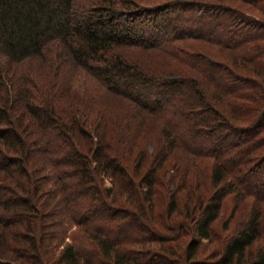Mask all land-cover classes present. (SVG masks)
Wrapping results in <instances>:
<instances>
[{"label": "trees", "instance_id": "trees-1", "mask_svg": "<svg viewBox=\"0 0 264 264\" xmlns=\"http://www.w3.org/2000/svg\"><path fill=\"white\" fill-rule=\"evenodd\" d=\"M77 1L0 0V60L4 62L0 61V172H5L0 179L24 193L23 197L11 196L12 189L6 186L5 192L8 191L10 198L3 197L0 210L4 211L3 214L16 213L15 216L20 215V210L38 215V203H42L37 201L35 194L39 190L37 184L41 181L34 183L39 180L40 172L44 170L48 173L58 191L62 185H68V181L60 184L58 179L61 180L66 174L73 177L74 174L77 183L83 186L79 193L90 188L87 198L94 200L95 205L85 209V212H90L89 219H97L104 224L110 223L112 219H124L126 222L121 228L124 234V229L131 230L136 225L138 230L149 234L152 242L163 239L157 233L159 228L172 232L176 238L186 236V243L183 241L177 244V253L179 251L182 264H264V250L258 248L254 251V245L262 240L264 224V154L252 157L259 150V143L264 144V62L261 61L264 52L259 49V43H251L264 35V22L254 21L250 12L236 13L229 6L212 4L222 10L225 7L226 14L230 13L225 15L228 18V30L224 41L218 40L219 34L214 35L215 27H208L207 36H210V41L213 42V38H216L215 42L219 43V47L230 50L228 54L226 50L222 55L227 63L221 65L223 73L217 75L215 70L218 63L200 56L195 59L191 53H186L175 43L180 39L205 36L201 33L205 30L202 27L211 20H207L197 10L198 15L193 22L195 27L175 26L167 37L160 38L158 51L167 56V63L170 59H176L195 70L198 79L187 77L186 71L176 70L173 64L170 67L178 72L176 77L164 73V77L159 75L157 78V65L155 69L147 67L146 71L143 68L144 63L139 61L140 58L132 61L123 49L128 46L142 50L152 47L148 38L138 35L135 29L139 27L137 25H148L157 30L154 16L160 13L158 11L162 14L168 12L169 15L174 13L169 9L171 2L150 8L130 9L125 2L127 0H89L90 12L74 21L72 19L75 8L79 10L84 7L81 3L75 5ZM240 1L264 16V0ZM190 2L204 6L209 4L201 0ZM118 3L129 7V11L115 9ZM176 4L182 6L181 3ZM189 9L184 8V11L177 13L182 15ZM211 19L214 21L215 16ZM161 25L164 24L161 22ZM161 25L159 31H162ZM239 30L241 35L238 39L236 35ZM259 31L260 34H257ZM51 54H55V58L59 56L58 60L63 63L71 64L73 69L84 71L87 77L102 86L105 96L121 98L126 104L131 103L132 108L137 107L138 112H144L154 120L153 126H157L159 131L151 132L154 140L152 156H147L138 141L144 136L143 141L148 134H136L124 144V140H121L118 147L114 145L113 139L107 140V131L99 129L98 117L94 118L92 113L87 115L90 109L88 106H84L86 108L78 116L76 105L72 108L69 84L60 85L53 80L49 82L43 73H37L33 69L32 65L35 63L38 68L52 65ZM198 61L204 65L201 67ZM22 70L28 74H24ZM237 70L254 76L240 75ZM199 76L205 79L203 85L206 83V86H212L216 92L207 94ZM42 77H45L43 81ZM216 77L224 81H217ZM224 82H227L229 88L225 93ZM240 88H250V94L245 97L237 96L236 90ZM187 91L191 92L189 101L186 98ZM173 95L177 97L174 102L180 104L181 108L188 107L189 115H197V124H192L190 135L191 139L194 137L193 142L198 138L209 144L204 150L183 142L175 133L169 119H164L163 97ZM241 99L243 107L240 106ZM245 102L252 103L253 109H243ZM17 104L21 107H15ZM181 108L174 110V114L181 116L186 113L181 112ZM84 120L93 126L96 138L89 128L86 130L83 127ZM119 122L122 121L117 117H110L108 121L109 125ZM200 122L206 123L203 128L198 127ZM117 126L114 125V128ZM120 131L123 129L120 128ZM48 132L54 134L56 142L64 146L63 152L60 155L47 153L48 157L43 156L44 151L43 154H34L36 144ZM119 136L124 138L123 135ZM80 148L85 149L84 154L80 153ZM106 152L114 155L109 156ZM39 156L40 159L44 157L40 167L34 160V157ZM201 159L212 161L207 163V170L201 174L200 180L203 181L200 184L193 181L189 189H183L191 168H194L191 180L198 181L196 176L204 163ZM53 167L60 169L55 171ZM14 173L21 176L20 181L15 182L12 179ZM175 173L177 180L172 184L177 186L175 189H167L165 204L156 213L155 197L159 193V199H162V192H158V188H163V179L166 176L169 180L175 178ZM53 174L56 175L55 178ZM104 179L109 181L110 187L102 186ZM59 197L63 203L67 199L65 193L64 197ZM72 197L70 194L69 198ZM227 197L233 202L231 211L234 212V217H244L217 247L215 261H197L195 258L202 245L201 241H211L212 227L217 222ZM113 203L120 205L114 206ZM179 217L185 220L178 222ZM147 221L152 224V231L148 229ZM75 222L86 233L85 223ZM3 223L5 222H0V231ZM25 226L24 222L23 227ZM103 226L101 223L100 227ZM37 228L40 231L39 225ZM92 231V244L106 263L151 264L139 263L133 256L126 257L119 249L125 244L142 247L145 237L139 235L126 243L117 240L114 230L108 236L101 233V228H93ZM16 237L15 240L21 246L13 249L6 244L7 239L4 242L3 235H0V264H23V260L26 264H47L49 245H44L40 251L39 240L35 236L22 237L18 234ZM76 249L75 245L66 244L56 264H92V261L80 255ZM7 254L15 255L11 258L13 262L3 259ZM158 259L160 264L167 262L163 255Z\"/></svg>", "mask_w": 264, "mask_h": 264}, {"label": "rangeland", "instance_id": "rangeland-1", "mask_svg": "<svg viewBox=\"0 0 264 264\" xmlns=\"http://www.w3.org/2000/svg\"><path fill=\"white\" fill-rule=\"evenodd\" d=\"M89 0H78L75 5H81L84 4V7H81V9L76 10L75 5V11H74V16L73 19L74 21H78L81 17L87 15L90 12V5L91 3L88 2ZM171 2L169 3L170 10H173L174 13L171 15L166 12L165 14H162L161 11H158L157 15H155V22L158 25L157 30L154 28V26H148V25H137L139 26L138 28L136 27L135 31L138 33V35H142L144 38H148V42L152 43V47L148 49H140L134 46H128L126 49L124 48L123 50H126V53L129 54L132 59V61H136L139 58V61L144 63L143 68L147 71L149 67L152 69H155L156 65L159 67L157 68L158 73L155 74V76L158 78L159 75L164 77L165 74H172V77H176L177 71H186L185 75L187 77H192V79L196 80L198 79V73L181 63L180 61L172 60L169 61L168 63L165 61L167 58L166 55L160 54L158 51V43L160 42V38H164L168 36V33L172 32L175 26H182L184 28H194L193 22L197 18V10L199 13H203V17H206V19L210 23H204V28L205 30H202L205 36H199V38L196 39H180L177 42H175L179 47L181 46L183 50L186 53H191V55L196 59L197 56H200L201 58H209L212 61L218 63L217 69L215 70L218 74L221 75L223 73V69L221 65H226L227 63L225 61V58L222 57L224 53L230 51L224 48L219 47V43L215 42L217 41L216 38H213V42L210 41V36H207L208 34V27L209 29L213 26L215 27V33L214 35H218V40L224 41V35H226V31L228 30V18H226L225 15L230 14L225 12L224 9L225 7H222V9L212 6V4H222L223 6H229L233 8V10L236 13H248L252 16V19L255 21H259L260 23L264 22V16H261L259 13H257L253 8L250 6L246 5L244 2H233L232 0H226V1H220V0H201L202 2L209 3L208 5H199L196 3H191L190 0H127L125 1L130 9L137 8H150L151 6H156L164 2ZM118 2V0H117ZM184 2V3H183ZM81 3V4H80ZM176 3H181L182 6L177 5ZM186 3V4H185ZM184 4V7H183ZM128 7V8H129ZM196 7V8H195ZM127 7L123 5H116L117 10H125V12H128ZM184 8H190L187 10V12H184V14L179 15L180 11H184ZM196 9V10H195ZM128 10V11H127ZM144 10V9H143ZM142 10V11H143ZM132 11V10H131ZM225 12V14L223 13ZM123 15V14H122ZM213 15V16H212ZM215 16V19H211L212 17ZM164 21V22H163ZM162 24L164 25H161ZM214 23V24H213ZM162 27V31H159V27ZM203 25V24H200ZM164 28V29H163ZM197 29H202L198 28ZM255 29V28H254ZM256 30V29H255ZM258 31V30H256ZM252 32V31H251ZM261 31H259L257 34H260ZM263 33H264V28H263ZM213 35V34H212ZM240 30L238 31L236 38H240ZM254 36V35H253ZM213 37V36H212ZM158 39V40H156ZM261 39V40H259ZM259 39H254L253 44L259 43V49L264 52L263 47H264V35L260 37ZM216 45H215V43ZM235 42V41H234ZM263 44V45H262ZM57 48H59V45H56ZM227 50V51H226ZM250 50V49H248ZM226 51V52H225ZM247 51V50H246ZM259 54H262L259 53ZM50 55V54H49ZM51 59L52 65H48L47 67L44 68H38L37 63L33 64V69L37 73H43L46 76V79L49 80V82L56 81L58 84L62 85L63 84H69L70 88L69 91L71 92V103H72V108H74V104L77 107L78 111V116H80V111H83L86 107L88 106L90 109L87 111V115H90L92 113L94 115V118H97V121L100 122V130L105 132L107 131L108 139H113L114 145L120 147V142L121 140H124L122 144L128 142L133 138V136H136L138 134L139 136L148 134L147 137L142 141L143 137L140 138L139 143L142 146V150L146 151L147 156H152V153L154 151V140L153 137L151 136V132L155 131L158 133L159 129H157V126H153L155 123L154 120L151 117H147V115L144 112H138V108H132L131 103L126 104L124 100L122 101L121 98H113L111 96H105L102 92V86L97 85L95 80L89 78L86 76V73L80 69H73L71 67V64L65 62L63 63L62 61L58 60L59 56H56L55 54H51ZM261 61L264 62V56H261ZM2 63H4L2 60H0ZM173 64V65H172ZM170 65H172L174 68H171ZM198 65L201 67L204 65L203 62L198 61ZM166 66V67H165ZM148 67V68H147ZM174 69V70H173ZM27 71V69H25ZM25 70H22L24 74H28ZM240 75H253L251 73H245L240 70H237ZM156 73V72H155ZM163 73V74H162ZM23 74V73H22ZM153 74V73H151ZM179 75V74H178ZM200 75V74H199ZM254 76V75H253ZM218 77V76H217ZM216 80L219 81L220 78H217ZM43 78V77H42ZM45 78V77H44ZM42 79V81L44 80ZM202 81L200 83L202 84L205 82V79L200 77ZM224 81V80H220ZM227 83V82H226ZM225 82L223 83V88H224V93L229 90L227 84ZM208 85V83H207ZM202 86H205L204 89H206V93L212 94L215 90L211 86H206V83ZM215 87V86H214ZM216 88V87H215ZM222 89V88H220ZM238 93L237 96H246L250 94V88H240L236 90ZM216 92V91H215ZM227 94V93H226ZM191 96V92H186V98L189 101ZM39 98V97H38ZM165 98V104L163 106V116L164 119H169L171 126L173 127L175 133L180 136V139L190 145L198 146L200 150H204L206 146L208 147L209 144L205 142V140H199L198 138H195V142H193V138L191 139L190 135V129L192 128V124L196 123L197 124V115H189L188 110L185 108H181L180 104H177L175 99L177 98L176 95H173L172 97H163ZM185 98V97H184ZM239 101V100H237ZM233 103V101H231ZM236 104V103H235ZM245 107L243 109H253V104L252 103H244ZM188 106V105H187ZM240 106H244L242 99L240 101ZM15 107H21L20 104H17ZM249 107V108H248ZM177 108H181V112L186 111V113H182L181 116H177L174 114V110ZM76 114V115H77ZM131 114V115H129ZM169 116V117H167ZM114 118L117 117L120 119L122 122H119L117 124L111 123L109 125L108 121L109 118ZM199 117V116H198ZM100 119V121H99ZM85 123L83 127L89 131H92L95 135V130L93 129V126H91L89 123H87V120H84ZM121 123V125H119ZM203 124H206L205 122H200V126L202 127ZM114 125H118L116 128H114ZM243 125V124H239ZM123 129V131H120V128ZM203 128V127H202ZM119 135H123L124 138H121ZM154 135V134H152ZM119 136V137H117ZM98 137V136H97ZM96 138V135H95ZM117 138V139H116ZM190 138V139H189ZM136 139V137H135ZM209 139V138H208ZM137 140V139H136ZM262 145V146H261ZM264 144L261 142L259 143V149L258 151L256 150V153L253 158H256L258 156H261L264 154ZM63 145L58 144L56 142V137L54 134H51V132L46 133L44 136V139L39 141L36 146H35V153L34 154H43L44 151V157L49 155H60L63 152ZM215 147V146H214ZM213 148V147H212ZM225 148V147H224ZM223 148V149H224ZM81 149V148H80ZM181 151L183 149L180 147ZM208 149V148H207ZM85 149H81V154H84ZM227 150V149H226ZM225 150V151H226ZM113 152V151H112ZM106 152L107 155L112 156L114 154ZM48 153V154H47ZM34 157V160L37 162L36 165L39 167L41 166V161L44 160V157ZM193 159H198L196 157H193ZM204 160V163L201 164V170L197 173V180H191V175L194 173V168H191L190 174L187 173V177L185 179V187L183 189H189L192 186V183L200 184L201 181V174L205 173V170H207L209 164L212 162L209 159H201ZM199 161V160H196ZM200 162V161H199ZM209 163V164H207ZM204 164V165H203ZM204 166H206L204 168ZM55 168V167H53ZM60 169L59 167L55 168V171H58ZM204 170V172H203ZM172 173V170H170ZM53 173V172H52ZM3 175H5V172H0V178H3ZM51 176V173H50ZM175 178L172 177L169 180V177L166 176V178L163 179V188H158V192H162V199H159L160 194L158 193L155 197V212L158 213V208L163 207L165 204V192H167V189H175L177 184L173 183L174 181L177 180V174L175 173ZM39 180L37 182L35 181L34 184L38 183L41 181V183L37 184L38 186V191L37 194H35V197L37 198V201L41 202L38 203L40 206V210L38 215L36 213L30 214L29 212L25 210H20L18 213L20 215H16V213H12L10 215L9 213H4V211L0 210V222H5L2 224V231H0V235H3L4 242L6 240V244L13 249H18L20 248L21 244L15 240V237L18 234H21L22 237H30V236H35L36 239L39 240L40 244V251H42V247L44 245H49V251L48 255L46 256L47 264H56V261L58 257L60 256V252L62 251V248L66 244L70 245H75L77 248L76 251L82 254L86 259L92 261V264H111V263H106L105 259L101 257L100 252L93 246L92 244V239L90 238V234H94L93 228H101V233L102 234H111V231L114 230L113 234L117 238V240L121 242H128L132 238L136 236H141L145 237L144 243L142 247L139 246H134L130 247V245L125 244L123 247L119 248L121 249L125 256H133L139 263H151V264H160V260L158 259L159 256L163 255L166 257L167 262H164L163 264H182L181 259H180V253L178 251L177 253V244H180L183 241H187L188 238L185 239L186 236H181L177 237L176 235H173L172 232H167L165 230H161V228L158 229L157 233L159 235L163 236V239L161 241L156 242L155 240L150 241L149 239V234L146 232L144 234V231L138 230L137 227L132 226L133 229H124V232L127 234H124L122 232V227L123 224L126 222L124 219H116V220H110V223H105L103 221L97 220V219H89L88 216L90 215V212H85V209L95 205L94 200L91 198H87L89 195V190H85L83 193H79L81 188L83 187L82 185L80 186V183H77V179L73 174H66L65 177H63L61 180L60 178L58 179V182L62 184L64 181H68V185H62L60 188V192L58 191L57 185L55 183L51 182V179L48 176V173L45 172L44 170L40 172L39 175ZM56 175L53 174V178H55ZM12 179L17 182L21 180V176L19 174L14 173L12 176ZM175 179V180H174ZM60 180V181H59ZM3 183V184H1ZM94 183V182H93ZM96 183V181H95ZM205 183V181L203 182ZM0 201L4 200L3 197L10 198V194L8 191L5 192V187L7 186L8 188L12 189V194L11 196H16V197H23L24 193H21L19 189L13 187L11 183L7 184L4 180L0 179ZM175 184V185H174ZM78 185V186H77ZM102 186L105 187H110V183L108 180L104 179ZM60 187V186H59ZM182 189V188H181ZM181 191V190H179ZM64 193L67 196V199L64 200V203L59 200V196L63 195ZM69 193V194H68ZM60 194V195H59ZM70 194L73 196L71 199ZM26 195V194H25ZM59 195V196H58ZM179 197V193H178ZM14 198V197H13ZM12 199V198H11ZM70 199V200H69ZM88 199V200H87ZM8 200V199H7ZM41 200V201H40ZM230 197L225 198V203L222 209V212L217 220V222L213 225L212 227V237L210 242H206V240L201 241V246L199 247L197 251V256L195 260L197 261H206V262H213L215 261L214 259V254L217 251V247L220 246V244L223 242L225 239L226 235L230 234L232 230L237 226L238 222L243 219L244 216H235L234 217V212L231 211L233 207V202L229 201ZM90 201V202H89ZM160 201V202H159ZM114 206L120 205V204H115L113 203ZM18 206H21L20 203H18ZM160 211V210H159ZM39 213H40V218H39ZM8 216H12L11 218H8ZM107 217V216H106ZM83 221L85 225L87 226L86 228V233L85 230L82 228V226L76 225V222L74 221ZM178 222L184 221L185 218L179 217L177 218ZM86 220V221H85ZM8 221V222H6ZM26 223V226L23 227V223ZM106 222V221H105ZM103 223V227H100V224ZM148 229L151 230L152 224L148 221L146 222ZM78 224V223H77ZM39 225L40 231L38 230L37 226ZM226 225V228L225 226ZM27 227V228H26ZM107 227V228H106ZM111 229H109V228ZM31 228V229H29ZM105 228V229H104ZM125 228V226H124ZM188 230V229H187ZM263 233H262V240H259L255 245L254 251L256 249L261 248L264 250V224H263ZM152 231V230H151ZM31 233V234H30ZM6 238V239H5ZM17 238V237H16ZM167 238V239H166ZM176 238V239H175ZM154 239V238H153ZM175 239V240H174ZM186 243V242H185ZM128 245V246H126ZM9 251V250H8ZM26 252H29L27 250H24ZM18 256V255H17ZM12 257H15V255L7 254L4 256L3 259L5 260H10L13 262L11 259ZM23 259H20V261ZM23 264H26L25 261H21ZM18 263V262H17Z\"/></svg>", "mask_w": 264, "mask_h": 264}]
</instances>
